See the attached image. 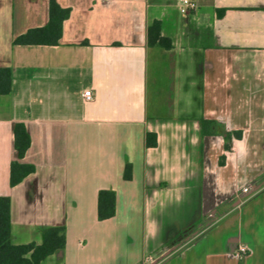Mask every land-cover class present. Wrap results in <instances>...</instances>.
<instances>
[{"label":"crops","instance_id":"crops-1","mask_svg":"<svg viewBox=\"0 0 264 264\" xmlns=\"http://www.w3.org/2000/svg\"><path fill=\"white\" fill-rule=\"evenodd\" d=\"M181 1L57 0L71 15L60 43L42 45L13 40L48 23L49 0H0V67L12 78L0 94V196L11 198V242L66 228V246L41 264H264V0H194L187 14ZM154 20L170 48L149 44ZM16 122L31 137L20 161L35 172L13 187ZM103 189L115 192L116 213L100 220ZM214 209L211 228L162 258Z\"/></svg>","mask_w":264,"mask_h":264},{"label":"trees","instance_id":"trees-1","mask_svg":"<svg viewBox=\"0 0 264 264\" xmlns=\"http://www.w3.org/2000/svg\"><path fill=\"white\" fill-rule=\"evenodd\" d=\"M225 13L224 9L218 10V15ZM71 15V8L62 7L57 0H49V21L45 26L33 27L13 40L14 44H42L58 45L62 37L63 22ZM148 41L150 45H159L170 48L172 41L161 34V22L154 20L148 28ZM11 68L0 67V94H8L11 91ZM212 121L203 120V133L209 134V125ZM14 148L17 159L11 163L10 184L16 186L27 176L35 172V166L21 162L31 145V137L23 122L14 125ZM235 137L240 138L242 132H236ZM146 144L157 145V135L147 133ZM225 149H230L226 144ZM125 179L132 178V165L127 164L124 173ZM116 213V195L112 190H100L98 199V218L104 220L113 217ZM192 228V227H191ZM191 228L181 232L173 238L169 244L180 242ZM66 228L63 225L49 226L42 230L40 243L29 242L13 244L11 242V198L0 196V264H41L48 256L66 246Z\"/></svg>","mask_w":264,"mask_h":264},{"label":"rangeland","instance_id":"rangeland-1","mask_svg":"<svg viewBox=\"0 0 264 264\" xmlns=\"http://www.w3.org/2000/svg\"><path fill=\"white\" fill-rule=\"evenodd\" d=\"M211 213H212V215H210ZM221 215H222V213L219 209H214L213 211L205 214V216H203L202 220L200 222H198L197 224H195L191 228V231H189L187 236H185L180 242L174 243L173 244L174 246L170 250H168V252L164 256H162V258L173 254L174 251H176L178 248H180V247L186 245L187 243L193 241L202 232L211 228L212 225H214L217 222L219 216H221Z\"/></svg>","mask_w":264,"mask_h":264},{"label":"built area","instance_id":"built-area-1","mask_svg":"<svg viewBox=\"0 0 264 264\" xmlns=\"http://www.w3.org/2000/svg\"><path fill=\"white\" fill-rule=\"evenodd\" d=\"M180 8H181V11L184 13V14H187L189 13L191 10H194L197 8V3L196 1L194 0H182L181 1V5H180ZM84 98L87 100V101H93L95 96L93 94V92L91 90H86L84 92ZM264 189V188H263ZM258 191L260 190H253L250 186H244L242 189H241V192L244 194V195H252V194H255L257 193ZM212 215V213L210 214ZM235 251L238 253V254H245L247 252V248L245 245L243 244H237L236 248H235Z\"/></svg>","mask_w":264,"mask_h":264}]
</instances>
